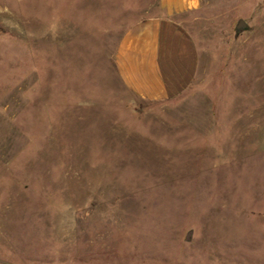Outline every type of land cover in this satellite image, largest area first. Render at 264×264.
Returning <instances> with one entry per match:
<instances>
[{"label": "rangeland", "instance_id": "1", "mask_svg": "<svg viewBox=\"0 0 264 264\" xmlns=\"http://www.w3.org/2000/svg\"><path fill=\"white\" fill-rule=\"evenodd\" d=\"M216 3L151 101L115 53L159 0H0V264H264V0Z\"/></svg>", "mask_w": 264, "mask_h": 264}, {"label": "crops", "instance_id": "2", "mask_svg": "<svg viewBox=\"0 0 264 264\" xmlns=\"http://www.w3.org/2000/svg\"><path fill=\"white\" fill-rule=\"evenodd\" d=\"M217 0H159L161 13L130 26L121 37L115 66L124 86L144 100L159 101L184 92L200 65L196 37L184 16L203 14Z\"/></svg>", "mask_w": 264, "mask_h": 264}, {"label": "water", "instance_id": "3", "mask_svg": "<svg viewBox=\"0 0 264 264\" xmlns=\"http://www.w3.org/2000/svg\"><path fill=\"white\" fill-rule=\"evenodd\" d=\"M248 27V24L245 20L241 19L239 23L237 24V30L246 29Z\"/></svg>", "mask_w": 264, "mask_h": 264}]
</instances>
